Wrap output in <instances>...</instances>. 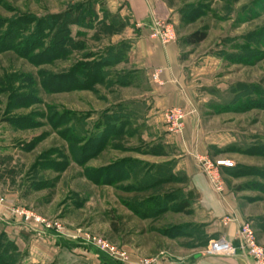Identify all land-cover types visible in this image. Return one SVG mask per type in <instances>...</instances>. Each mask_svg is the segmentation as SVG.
Wrapping results in <instances>:
<instances>
[{
  "label": "rangeland",
  "instance_id": "1",
  "mask_svg": "<svg viewBox=\"0 0 264 264\" xmlns=\"http://www.w3.org/2000/svg\"><path fill=\"white\" fill-rule=\"evenodd\" d=\"M130 1L0 0V233L25 254L22 264L38 235L64 248L44 264H124L131 248L117 231L131 226L149 230L138 239V260L167 262L161 252L182 249L176 243L190 221V208L177 207L188 188L179 161L191 147L200 170L199 157L234 163L218 169L222 188L245 223L264 224V0H152V21L140 22L148 35L155 20L173 27L169 44L177 48L188 99L163 110L146 100L159 84L151 74L162 70L147 73L135 63L131 46L143 29ZM77 7L84 13L70 26L71 41L49 49L45 17ZM198 31L206 33L201 42H185ZM93 61L99 73L86 76V89L74 78L50 84L52 75L58 80L70 68L79 75ZM171 108L185 113L178 133L163 117ZM162 201L168 210L147 213ZM18 211L61 230L25 221ZM14 219L32 232L10 238L6 222ZM92 238L122 249L126 259Z\"/></svg>",
  "mask_w": 264,
  "mask_h": 264
},
{
  "label": "crops",
  "instance_id": "2",
  "mask_svg": "<svg viewBox=\"0 0 264 264\" xmlns=\"http://www.w3.org/2000/svg\"><path fill=\"white\" fill-rule=\"evenodd\" d=\"M153 6L152 0H131L129 12L133 21H152ZM136 34L131 50L134 49L136 54L135 63L138 64L137 66L145 69L147 73L155 68L162 70L159 84H152L149 91L150 97L146 100L153 101L154 108L157 110L183 105V102H185V106L188 105V99L183 93V75L177 59L176 46L174 44H161L156 38L150 37L144 29L137 31ZM146 103L149 104V101ZM188 127V125L185 126L184 133L187 132ZM190 149L181 157L179 166L188 179L186 191H192L196 198L191 201L189 207L190 221L183 227L184 239L179 242L174 240L177 242V246H182V249L179 251L174 249L163 250L161 253H163L164 260L170 264H253L252 258L240 250L229 257H214L205 254L208 242L219 237H224L231 241L235 247H238V229L240 224L246 221L247 216L242 212L239 205L227 195L228 191L225 188L219 193L211 187L206 175L193 161L191 153L194 148L191 147ZM8 221L10 222H6V228L9 229L7 233L12 239L20 238L27 235L25 233L32 232L18 219ZM249 223L255 232L257 241L264 245V224L254 219L250 220ZM117 232L121 234L118 240H129V243H126L131 248L132 253V257L127 262L122 263L140 264L142 260L138 259L142 255L136 249L142 245V242L138 239L144 233L149 232L148 228L143 230L142 227L131 226L130 230L126 231L121 227ZM189 232L193 235H190ZM74 243L76 244L75 241ZM61 244V240L56 241L50 237L42 238L38 235L30 242L31 246H29L26 264H44L51 253L54 251L58 253L64 249ZM71 250L72 253H75V249Z\"/></svg>",
  "mask_w": 264,
  "mask_h": 264
},
{
  "label": "built area",
  "instance_id": "3",
  "mask_svg": "<svg viewBox=\"0 0 264 264\" xmlns=\"http://www.w3.org/2000/svg\"><path fill=\"white\" fill-rule=\"evenodd\" d=\"M136 28L143 29L144 24L140 21L135 23ZM151 30L149 36L156 38L161 44L173 43L176 39L174 29L171 25L165 21L155 20L151 22ZM160 70H156L151 74L152 79L155 82H159ZM185 113L181 108H171L165 110L163 117L165 122L170 126L171 130L178 133L182 128V121ZM198 164L201 170L206 175L209 184L216 191L221 193L223 191L220 181L219 168H231L234 163L228 159H216L211 160L208 157H199ZM0 198V203L2 202ZM17 214L23 217L25 221L34 222L35 224H44L46 228L55 231H60L61 226L58 223H47L41 218L24 211H18ZM89 241L97 246L102 251L107 252L109 255L114 256L120 261L126 259V253L122 249H119L103 239L92 238ZM89 243V242H88ZM240 250L250 256L253 260V264H264V245H259L256 240L255 232L249 223H241L238 229V247H235L233 243L224 237H219L210 240L205 248V254L214 257H229L237 253ZM140 264H170L168 262L160 261L157 258L150 260H142Z\"/></svg>",
  "mask_w": 264,
  "mask_h": 264
},
{
  "label": "trees",
  "instance_id": "4",
  "mask_svg": "<svg viewBox=\"0 0 264 264\" xmlns=\"http://www.w3.org/2000/svg\"><path fill=\"white\" fill-rule=\"evenodd\" d=\"M84 11L77 7L72 10L56 13V14H49L45 17V20L47 23H50L51 25V32H49L46 36V39H48V45L47 47L50 49H56L57 52L59 51V46L63 47L66 43H69L71 41V36H70V26L72 25H79L81 23V18L83 17ZM86 15V12L85 14ZM2 35L6 38V34L4 32ZM206 37V33L204 31H198L194 32L190 35L187 36L185 39V42L188 44H195L201 42L204 38ZM1 49V47H0ZM61 50V49H60ZM62 51V50H61ZM56 52V53H57ZM29 53H25L23 56L33 60L32 57H28ZM84 67L86 64L81 63ZM89 65V64H87ZM93 65V68H85L82 70L81 74L76 75L75 70H72L71 68L67 71V74L65 75L64 73L61 74L63 76H59L58 80L52 75L50 77V84L52 85H57V83H60L59 78L65 77V78H74L73 81L77 82L82 89H86L88 84L87 82V77L94 76L99 73V62L93 61L91 62L90 66ZM100 74H103L100 73ZM95 80V78H94ZM49 85V84H48ZM45 86V85H44ZM47 86V85H46ZM69 86V85H68ZM50 87V86H49ZM89 87V86H88ZM69 88V87H67ZM56 118H59L58 115L54 114ZM80 151H83V149H79ZM184 182H188V179L186 178V175L184 174ZM196 196H193L192 191H185L184 192V202L180 203L177 207V209H189L191 201L194 200ZM169 201V200H168ZM154 202H152L153 204ZM166 202L162 201L160 203H154L152 206H148L147 208V213L151 214L154 211L156 212L157 209L161 210H168L169 206H165ZM185 210V211H186ZM186 214H189V210L185 212ZM76 245L75 243H73ZM73 245V246H74ZM25 254L20 255L18 250L14 247L13 242L8 240V238L3 234L0 233V264H22V260L24 258Z\"/></svg>",
  "mask_w": 264,
  "mask_h": 264
},
{
  "label": "water",
  "instance_id": "5",
  "mask_svg": "<svg viewBox=\"0 0 264 264\" xmlns=\"http://www.w3.org/2000/svg\"><path fill=\"white\" fill-rule=\"evenodd\" d=\"M197 257V256H196Z\"/></svg>",
  "mask_w": 264,
  "mask_h": 264
}]
</instances>
